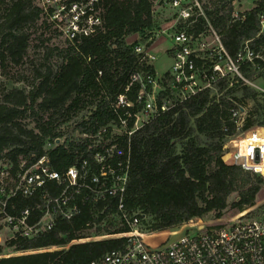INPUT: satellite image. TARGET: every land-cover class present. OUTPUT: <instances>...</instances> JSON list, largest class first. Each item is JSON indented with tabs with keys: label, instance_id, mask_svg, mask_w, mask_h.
<instances>
[{
	"label": "trees",
	"instance_id": "trees-1",
	"mask_svg": "<svg viewBox=\"0 0 264 264\" xmlns=\"http://www.w3.org/2000/svg\"><path fill=\"white\" fill-rule=\"evenodd\" d=\"M9 1L3 4L5 8L0 16V71L8 62L20 63L27 54L30 41L27 28L41 22L42 29L57 32L41 16L34 0ZM155 1L101 0L104 20L101 33L76 45L67 43L63 49L49 50L46 62L33 67V82L29 88H13L4 95L0 101V161L5 159L17 166L47 155L52 167L64 172L78 160L92 162L96 153L106 155L110 144L105 148L103 145L117 141L116 150L123 149L127 156L120 157L115 150L110 159L112 163H116L114 160L125 162L129 157V181L124 200L127 212L141 209L144 215L162 213L164 205L158 199L166 195L159 194L157 199L153 193L169 181L182 191L188 207L199 218L213 215L221 219L229 209L240 213L253 209L264 190V177L238 166H228L222 159L229 137L238 134L237 121L231 116L234 103L243 107L249 100H257V93L246 85L230 87L226 81H220L215 85L218 97L212 96V91H205L151 120L131 137L118 136L111 131L100 134L117 119L113 106L120 95L134 104V111L141 109L137 102L140 86L131 85L133 75H156L154 65L142 61L135 53L137 42L129 44L127 41L138 35L141 43L152 44L149 35L155 31ZM171 1L160 0L159 4L164 10L168 7L166 2ZM256 5L254 11L245 15V20L236 23H229L231 4L221 8L214 4L213 11L206 9L213 27L222 34L224 47L233 57L246 43L264 57L261 23L264 0ZM55 52L62 59L58 68L49 63ZM263 68L264 61L258 60L255 65L244 66L243 73L250 79L264 77ZM167 77L168 73L163 77L164 82ZM118 114L123 112L118 111ZM253 117L249 114L244 130L256 125L258 121ZM29 118L34 119L35 129L26 125ZM72 121L80 137L55 144L65 135L63 127ZM49 143L55 146L49 149ZM229 156L224 160L230 163ZM233 195L237 200L230 204ZM33 205L30 200L20 201L21 209ZM119 206L117 197L89 202L80 216L71 221L58 220L53 230L37 238H18L6 246L0 245V264H90L108 252L123 249L127 238L74 243L90 238L87 231L99 227L113 215L119 217L123 225L114 233L105 230L106 235L131 232V227L122 220ZM169 209H173V216L157 223L155 230H167L183 222L181 216H174L178 212L176 204ZM250 213L255 214L257 210ZM97 232L102 231L98 228ZM51 248L61 249L41 252ZM5 249L21 255L3 257Z\"/></svg>",
	"mask_w": 264,
	"mask_h": 264
},
{
	"label": "built area",
	"instance_id": "built-area-1",
	"mask_svg": "<svg viewBox=\"0 0 264 264\" xmlns=\"http://www.w3.org/2000/svg\"><path fill=\"white\" fill-rule=\"evenodd\" d=\"M34 3L41 16L71 45L104 30L101 0H34ZM166 4L176 11L167 30L174 43L173 65L167 79L164 82L162 76L158 84L157 74L133 75L131 85L140 86L137 102L141 109L134 111V104L120 95L113 106L117 119L100 134L111 131L131 137L151 120L205 91L218 97L215 85L220 81H226L230 87L243 84L258 88L244 76L243 67L264 61L262 53L246 43L236 56H231L223 45L222 34L211 23L207 6H202L199 0H172ZM232 8L229 23L245 20L246 13L237 11L234 2ZM261 20L264 30V18ZM148 44L138 39L135 53L142 61L153 64L156 57L150 53ZM259 93L264 98V88H259ZM234 106L231 116L238 126L244 110L237 103ZM109 144L106 155L96 153L92 162L78 160L64 172L56 171L47 155L17 166L5 159L0 161V241L2 230L8 243L18 238H37L53 230L58 220L71 221L81 215L89 202L106 197L119 198V209L126 217L129 157L125 162L112 163L110 159L119 143L107 142L103 148ZM224 150L222 159L226 165L264 177V172L256 171L258 167L264 168L263 133L250 130L229 137ZM116 151L120 157L127 156L123 149ZM227 155H231L232 162L224 160ZM21 200H30L34 205L21 209ZM256 210L255 215L243 212L219 225L199 221L192 226L193 232L155 248L145 242L146 235L131 228V232L125 233L127 243L123 249L108 252L90 264H264V201ZM140 221L139 214H134L128 224L137 226Z\"/></svg>",
	"mask_w": 264,
	"mask_h": 264
},
{
	"label": "rangeland",
	"instance_id": "rangeland-1",
	"mask_svg": "<svg viewBox=\"0 0 264 264\" xmlns=\"http://www.w3.org/2000/svg\"><path fill=\"white\" fill-rule=\"evenodd\" d=\"M202 6H207V11H213L215 9L214 4L219 8L222 4L228 6L231 4L237 11L242 12L243 14L251 13L257 7V2L259 0H199ZM236 1V2H235ZM4 2V3H3ZM9 0H0V16L3 15V9L5 5L9 3ZM160 0L155 1L154 7V21H155V31L149 35L153 39V42L150 46L151 50L150 53L156 57V60L153 62L155 67L156 74L158 76L157 81L158 84L161 83V78L167 72L171 71L173 65V58H172V49L174 47L173 41L169 37V32L167 31L169 26H171L172 18L175 15L176 11L171 9L169 6L166 7L164 10L160 4ZM5 4V5H3ZM211 6L208 7V5ZM41 22L37 23V25L32 26L28 29L30 34V41H29V48L27 54L20 61V63L16 62H8L6 63V67L2 68L0 71V101L3 99L4 95L11 89L17 88H29L33 82V67L35 65L44 64L46 62V55L49 50H54L56 48L63 49L66 47L67 42L66 40L58 33H54L51 31H46L40 27ZM165 32V33H164ZM140 39V38H139ZM129 40V39H128ZM151 41V40H150ZM138 43V40L130 39L129 44ZM50 65H53L55 68H58L61 63L62 59L60 58L57 52L53 53L50 56L49 60ZM244 76L249 79L252 83L258 86V88H253L248 86L249 88L253 89L257 93V100H249L246 102V105L243 106V114H242V121L238 122V134L246 133L247 130H244V124L246 119L249 117V114H253V119H256L258 122L256 125L251 128L250 130L258 131L264 134V98L259 93V88H264V77H257V78H248L245 74ZM26 125L30 129L36 128V123L33 118H29L26 120ZM262 125V126H261ZM74 123L73 121L68 123L63 127V132L65 133L62 140L58 139L55 144H63L65 141L69 140V138L75 140L76 138L80 137L79 133L74 130ZM248 130V131H250ZM237 134V135H238ZM54 143H49L47 147L53 148L55 146ZM180 151V148H179ZM228 160L231 162V157L229 156ZM161 195H166V197H159ZM170 195V197H168ZM158 199V201L163 204L164 210L162 213L158 214H146L144 215L143 210H136L134 212H127L126 217L122 214V220L124 224H128V221L133 218L134 214H139L141 218L140 223L137 226H132V230H137L139 233L146 235L145 242L152 246L153 248L165 245L170 243L171 241L179 239L182 235L188 234L193 232L195 229L192 227L193 225L197 224L199 221H202L205 225L208 224H215L219 225L222 223H226L228 220L235 218L240 212H235L229 209L223 218L215 219L213 215L207 216L205 218H199L194 215L192 210L188 207L187 203L184 200V196L182 191L175 185V183L169 181L167 182L163 188L158 190L156 193H153V197ZM171 198V199H170ZM237 200V196L233 195L229 202L232 204ZM264 201V190L261 192L256 208ZM149 204V201H147ZM176 204L178 212L174 214V216H181L183 218V222L180 225H177L173 228H169L167 230H155L154 227L157 223L163 222L164 218L173 216L172 210L169 209L170 206ZM170 210V211H169ZM250 209L244 211L247 212V215H252L249 211ZM252 210V209H251ZM243 213V212H241ZM256 214V213H255ZM253 214V215H255ZM160 218V219H159ZM123 223L121 219L115 215L110 216L109 219H106L99 227H92V229L87 231L88 236L90 238L81 239L77 242H87V241H98L105 238H127L125 233L121 234H111L106 235L105 230H109L108 233H114L122 227ZM129 225V224H128ZM101 230V233H98L97 230ZM192 228V229H191ZM1 233V241L0 244L2 246L8 245L6 242V232L2 230ZM8 236V235H7ZM61 248H51L42 251H54L60 250ZM21 255L20 253H15L11 249H5L3 253V257H11V256H18Z\"/></svg>",
	"mask_w": 264,
	"mask_h": 264
},
{
	"label": "crops",
	"instance_id": "crops-1",
	"mask_svg": "<svg viewBox=\"0 0 264 264\" xmlns=\"http://www.w3.org/2000/svg\"><path fill=\"white\" fill-rule=\"evenodd\" d=\"M140 37L138 35H133L131 37H129L128 39H135V40H138ZM129 40H127L129 42Z\"/></svg>",
	"mask_w": 264,
	"mask_h": 264
},
{
	"label": "clouds",
	"instance_id": "clouds-1",
	"mask_svg": "<svg viewBox=\"0 0 264 264\" xmlns=\"http://www.w3.org/2000/svg\"><path fill=\"white\" fill-rule=\"evenodd\" d=\"M256 171H258V172H264V168H256Z\"/></svg>",
	"mask_w": 264,
	"mask_h": 264
}]
</instances>
